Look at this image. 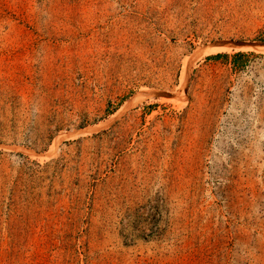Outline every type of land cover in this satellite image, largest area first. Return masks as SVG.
<instances>
[{
	"label": "rangeland",
	"instance_id": "rangeland-1",
	"mask_svg": "<svg viewBox=\"0 0 264 264\" xmlns=\"http://www.w3.org/2000/svg\"><path fill=\"white\" fill-rule=\"evenodd\" d=\"M263 242L264 0H0V264Z\"/></svg>",
	"mask_w": 264,
	"mask_h": 264
},
{
	"label": "crops",
	"instance_id": "crops-1",
	"mask_svg": "<svg viewBox=\"0 0 264 264\" xmlns=\"http://www.w3.org/2000/svg\"><path fill=\"white\" fill-rule=\"evenodd\" d=\"M254 250L260 251L257 261H259L261 264H264V242L260 243L257 248H254Z\"/></svg>",
	"mask_w": 264,
	"mask_h": 264
}]
</instances>
